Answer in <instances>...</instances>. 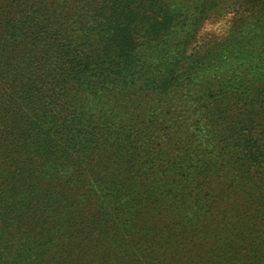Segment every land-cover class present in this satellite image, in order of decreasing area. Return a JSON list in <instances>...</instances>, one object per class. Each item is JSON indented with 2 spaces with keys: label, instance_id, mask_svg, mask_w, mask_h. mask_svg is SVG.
<instances>
[{
  "label": "trees",
  "instance_id": "obj_1",
  "mask_svg": "<svg viewBox=\"0 0 264 264\" xmlns=\"http://www.w3.org/2000/svg\"><path fill=\"white\" fill-rule=\"evenodd\" d=\"M185 2L0 0V264H264V15ZM231 57L233 87L194 74ZM192 89L178 169L158 117Z\"/></svg>",
  "mask_w": 264,
  "mask_h": 264
},
{
  "label": "rangeland",
  "instance_id": "obj_2",
  "mask_svg": "<svg viewBox=\"0 0 264 264\" xmlns=\"http://www.w3.org/2000/svg\"><path fill=\"white\" fill-rule=\"evenodd\" d=\"M182 1L184 0H178L179 3ZM185 1L190 12L185 11L184 15L191 14V6L194 3V0ZM262 2L263 0H242V3L245 5L243 10L246 11L248 8H253L254 6L253 18L250 15L251 18L248 17L247 20L262 17L264 15V9H262L260 6H257ZM243 10L240 9L241 12H243ZM235 17L238 19L240 16L238 17V14L236 15L234 12L230 11L226 12V14L221 17H210L209 19H205L200 29L198 40L196 43H194V46H200L201 43H204L208 40L219 42L229 35L230 32L238 30L236 29V26L233 27L232 25V20ZM210 61L209 68L211 70L209 72L200 70L196 71L194 74L200 78H205V82L208 84L211 90H221L223 88L233 87L234 85L232 81L234 78L239 81V74H243L246 71L245 68L247 65L242 59L239 58L231 57L222 58L218 61ZM251 76L252 75H249L248 79H250ZM237 90L239 92H243L244 88ZM197 92H199V89H192V91L189 93L184 92L181 98H178L175 100V102H173V106L169 110H172V113L176 115L171 119L163 118L164 114H161L158 117L160 124H162V120H170L167 125L171 128L169 131L173 135V140L170 143H167V145L163 144L162 147L166 150L167 157L169 154V160L173 161L175 168L178 169L185 165L181 160V154L184 150L189 149L194 151L195 149L205 148L206 146V130L201 123L197 128L195 137H191V133L194 130L193 124L201 120L199 116V110L193 104V95L195 96ZM195 161L196 160H193L192 163H194L200 169L201 164ZM225 169L227 170V168ZM174 172L175 174L178 173L177 171ZM184 180L186 179L184 178ZM222 181L224 182L223 178L218 182L222 183Z\"/></svg>",
  "mask_w": 264,
  "mask_h": 264
}]
</instances>
